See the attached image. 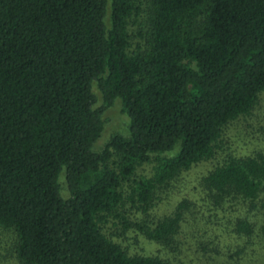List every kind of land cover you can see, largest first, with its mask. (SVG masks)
Instances as JSON below:
<instances>
[{
    "label": "trees",
    "instance_id": "trees-1",
    "mask_svg": "<svg viewBox=\"0 0 264 264\" xmlns=\"http://www.w3.org/2000/svg\"><path fill=\"white\" fill-rule=\"evenodd\" d=\"M263 92L264 0H0V227L15 232L18 259L171 264L131 256L102 224L129 203L147 212L214 158ZM118 100L129 134L96 152ZM146 164L152 177L133 179ZM205 187L216 208H264V153L229 156ZM190 208L139 228L170 245ZM254 232L236 220L237 236Z\"/></svg>",
    "mask_w": 264,
    "mask_h": 264
},
{
    "label": "rangeland",
    "instance_id": "rangeland-1",
    "mask_svg": "<svg viewBox=\"0 0 264 264\" xmlns=\"http://www.w3.org/2000/svg\"><path fill=\"white\" fill-rule=\"evenodd\" d=\"M146 19L144 16L142 26L146 25ZM138 27L132 26L131 30ZM94 92L100 107L103 104L101 93L97 89ZM103 119L105 129L95 145L96 152H101L114 136L129 134L130 119L122 112L119 100L104 112ZM220 146L214 158L194 166L159 191V199L147 212L129 203L120 211V218H108L102 224L104 234L131 256L159 257L171 264H264V208L259 205L258 210L251 211L244 203L233 209L227 208L230 205L216 208L205 187V179L229 156L242 158L264 153V92L251 114L231 122L224 129ZM153 166L146 164L139 168L133 179L152 177ZM129 184L127 192H131ZM63 186L67 196L64 182ZM183 201H188L191 208L185 212L174 241L162 245L148 239L139 226L154 227L172 216ZM238 218L254 225L252 237L237 236ZM16 241L13 230L0 227V264H23L15 253Z\"/></svg>",
    "mask_w": 264,
    "mask_h": 264
}]
</instances>
